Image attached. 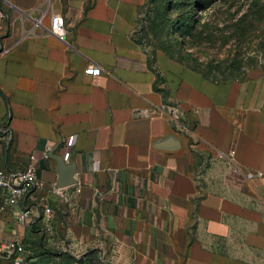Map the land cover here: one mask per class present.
I'll list each match as a JSON object with an SVG mask.
<instances>
[{
	"label": "crops",
	"instance_id": "1",
	"mask_svg": "<svg viewBox=\"0 0 264 264\" xmlns=\"http://www.w3.org/2000/svg\"><path fill=\"white\" fill-rule=\"evenodd\" d=\"M149 9L0 0V166L33 156L40 181L0 209V241L40 227L111 264H264V74L216 81L151 50ZM23 209L31 226L14 219Z\"/></svg>",
	"mask_w": 264,
	"mask_h": 264
},
{
	"label": "rangeland",
	"instance_id": "2",
	"mask_svg": "<svg viewBox=\"0 0 264 264\" xmlns=\"http://www.w3.org/2000/svg\"><path fill=\"white\" fill-rule=\"evenodd\" d=\"M169 1L170 17L180 24L172 38L188 40L185 47L168 31L153 29ZM146 32L151 50H166L216 81L264 74V0H150ZM30 231L22 242L25 264H111L100 252L73 246L63 233Z\"/></svg>",
	"mask_w": 264,
	"mask_h": 264
},
{
	"label": "built area",
	"instance_id": "3",
	"mask_svg": "<svg viewBox=\"0 0 264 264\" xmlns=\"http://www.w3.org/2000/svg\"><path fill=\"white\" fill-rule=\"evenodd\" d=\"M66 19L61 14H53L51 17V25L46 30L55 35L59 40L66 41L67 30L65 25ZM35 26L43 27L41 18L35 20ZM101 72V68L91 64L85 71L87 75L97 76ZM51 146L47 147L44 158L48 159L51 153ZM218 157L234 159L235 150L229 152H218ZM71 154L67 153L64 157L65 161H69ZM35 157H31L29 164L22 170L7 172L0 166V198L5 199V205L1 206V210L5 211L6 206H17L33 191L39 184V176L36 164L33 162ZM259 175H262L259 173ZM253 175L249 174L251 178ZM44 217L47 222L54 219L53 211L44 208ZM14 219L18 223L31 226L34 223L31 210L23 209L14 214ZM26 249L19 240H11L7 242L0 241V264H25Z\"/></svg>",
	"mask_w": 264,
	"mask_h": 264
},
{
	"label": "trees",
	"instance_id": "4",
	"mask_svg": "<svg viewBox=\"0 0 264 264\" xmlns=\"http://www.w3.org/2000/svg\"><path fill=\"white\" fill-rule=\"evenodd\" d=\"M205 1L207 3H209V2H212L213 0H205ZM161 12H162V17H163L164 20H162L163 22L162 23H159L157 26L155 25V27L153 29H155L158 32L160 30H166V31H168L169 37L171 39H173L176 42H178V44L180 45V47H185V45H187V43L189 42L188 40H186V39L181 40V39H177L176 37H175V39L172 38V37H174L175 31L179 27L180 24H179V18L174 19L173 17H170L171 12H172V5L170 4V1L169 2H166V4L164 5V7L162 8V11ZM190 17H193L192 16V13H191V16ZM188 28H190L191 30H196V25H194V26L191 25ZM163 51L166 52L171 58L176 59V57L174 55H172L171 53L167 52L166 50H163ZM176 60L184 63L180 59H176ZM201 73H203V72H201ZM204 75L207 78L213 79L212 77H210V76H208L206 74H204Z\"/></svg>",
	"mask_w": 264,
	"mask_h": 264
},
{
	"label": "water",
	"instance_id": "5",
	"mask_svg": "<svg viewBox=\"0 0 264 264\" xmlns=\"http://www.w3.org/2000/svg\"><path fill=\"white\" fill-rule=\"evenodd\" d=\"M66 181H68V182H65V183H64L65 186L68 185V184H71V182H70L69 180H66ZM62 185H63V184H62Z\"/></svg>",
	"mask_w": 264,
	"mask_h": 264
}]
</instances>
